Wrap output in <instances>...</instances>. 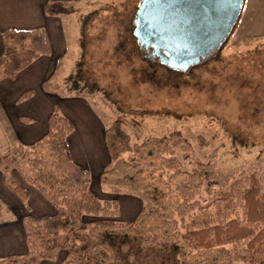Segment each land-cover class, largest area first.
Masks as SVG:
<instances>
[{"label": "rangeland", "instance_id": "374dc122", "mask_svg": "<svg viewBox=\"0 0 264 264\" xmlns=\"http://www.w3.org/2000/svg\"><path fill=\"white\" fill-rule=\"evenodd\" d=\"M141 2H68L66 6L77 12L61 15L67 35L66 51L47 91L64 97L76 92L85 95L106 127L123 117L124 130L131 136L132 144L141 145L178 132L189 146V151L186 146L175 149L185 171H193L196 161L209 164L219 177L240 179L255 175L264 195V0H244L239 21L223 49L185 73L170 71L140 50L133 32ZM79 62H83L85 79L79 82V90L70 91L72 82L68 80L76 75ZM2 106L0 103V162L10 158L11 163L0 165V171L9 169L18 183L29 188L16 171L25 157L12 156L19 144L15 143L11 122ZM185 154L189 155L188 160L183 158ZM159 165L155 148L154 155L142 162L140 173H131L137 174L140 182L124 181L120 189L147 194L158 206V218L171 217L170 209L176 199L158 183L157 175L153 178ZM88 170L95 186L93 193L100 199L108 198L107 188L99 182L100 174ZM125 176L121 174L120 179ZM186 179L176 178L173 183ZM222 192L219 187H202L199 200L212 201ZM5 204L7 213L0 224L7 227L13 223L11 227L19 230L28 213L22 204L20 208ZM167 230L171 228L164 221L155 219L144 229L158 236ZM180 264L247 263L230 261L218 252H186L180 255Z\"/></svg>", "mask_w": 264, "mask_h": 264}, {"label": "trees", "instance_id": "16d2710c", "mask_svg": "<svg viewBox=\"0 0 264 264\" xmlns=\"http://www.w3.org/2000/svg\"><path fill=\"white\" fill-rule=\"evenodd\" d=\"M46 12L60 16L74 14L77 10L62 3H52ZM2 41L0 81L15 79L38 58L51 54L44 29L6 30L2 33ZM140 50L161 62L152 49L140 47ZM83 78V62H79L76 75L68 80L72 82L70 91L78 89ZM74 95L86 97L78 92ZM30 96L31 93H26L20 100ZM124 124V118L118 117L106 127L105 142L111 163L102 173L100 184L111 195L138 197L144 204L138 218L132 223L118 222V201H105L93 193L90 174L74 162L69 151L68 138L74 131L73 125L54 107L48 132L43 138L29 147H15L12 156L25 157V162L16 167L17 173L25 184L34 187L48 200L56 215L35 218L28 213L22 221L27 254L0 259V264L55 262L61 252H65L63 264H139L140 261L142 264H180V255L186 252H218L230 261L264 264V195L257 177H219L209 164L196 161V168L187 172L175 153L180 146H186L189 151L188 143L180 133L171 132L137 145L132 144ZM155 148H158L160 165L152 173L153 178L157 175L158 183L176 199L170 209L171 217L158 218V206L147 194L120 189L124 181L140 182L137 174L131 173H140L142 162L154 155ZM183 158L188 160L189 155L185 154ZM9 163L11 159L5 158L0 165L5 167ZM2 172L6 186L29 212V192L18 184L9 169ZM121 174H126L124 179H120ZM180 177L187 179L173 183ZM202 187H219L223 192L212 201H200ZM6 212L0 200V220ZM87 219L97 221L89 223L85 221ZM152 219L164 221L171 231H165L163 236L144 231Z\"/></svg>", "mask_w": 264, "mask_h": 264}, {"label": "crops", "instance_id": "0c3cea01", "mask_svg": "<svg viewBox=\"0 0 264 264\" xmlns=\"http://www.w3.org/2000/svg\"><path fill=\"white\" fill-rule=\"evenodd\" d=\"M70 1L0 0V57L4 52L2 33L6 30L44 29L51 48L50 55L38 58L27 69L18 73L15 79L0 81V103L3 104L2 108L4 107L11 122L10 127L15 143L23 147H29L43 138L48 132L49 117L54 107H57L74 128L68 138L72 159L86 172L92 169L96 175L100 174L101 177L111 163L105 142L106 124L104 120L100 119L91 109L89 99L73 94L64 97L47 91L49 83L56 76L57 69L61 65V58L65 54L67 35L62 25L61 15L51 16L46 12V8L52 3L66 5ZM26 93H31V96L26 100H20ZM88 173L92 175L91 172ZM0 174V200L4 205H7L5 202L13 203L20 208L19 204H22L25 208V205L6 186L3 172L0 171ZM18 184L29 192L27 205L30 211L28 212L25 208L27 213L35 218L56 215L55 208L38 190L29 185V188H25L20 183ZM91 189L96 193L95 186L92 185V176ZM106 195L108 198L102 200L115 199L118 201L120 216L117 221L120 223L134 222L143 209V202L136 196H114L109 193ZM11 226L4 227L0 224V259L22 257L28 252L24 227H19L18 230ZM64 257L65 252H61L57 261H44L41 264H63Z\"/></svg>", "mask_w": 264, "mask_h": 264}, {"label": "water", "instance_id": "95a60500", "mask_svg": "<svg viewBox=\"0 0 264 264\" xmlns=\"http://www.w3.org/2000/svg\"><path fill=\"white\" fill-rule=\"evenodd\" d=\"M244 0H142L134 36L142 50L185 73L216 56L233 33Z\"/></svg>", "mask_w": 264, "mask_h": 264}]
</instances>
